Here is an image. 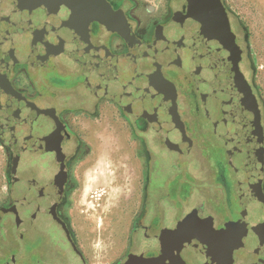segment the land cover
<instances>
[{
  "label": "flooded vegetation",
  "instance_id": "1",
  "mask_svg": "<svg viewBox=\"0 0 264 264\" xmlns=\"http://www.w3.org/2000/svg\"><path fill=\"white\" fill-rule=\"evenodd\" d=\"M104 4L92 3L100 16L85 22L80 11L37 17V5L0 0V216H13L17 242L8 245L9 225L0 223V264H143L160 254L162 232L180 231L187 217L195 228L209 220L219 248L247 261L263 254L264 99L229 1ZM204 27L229 81L215 84L210 100L189 70ZM107 112L134 142L140 194L124 247L96 262L77 241L72 215L76 170L92 150L84 123ZM29 161L34 175L12 180L13 168ZM203 186L216 191L214 212Z\"/></svg>",
  "mask_w": 264,
  "mask_h": 264
},
{
  "label": "rangeland",
  "instance_id": "2",
  "mask_svg": "<svg viewBox=\"0 0 264 264\" xmlns=\"http://www.w3.org/2000/svg\"><path fill=\"white\" fill-rule=\"evenodd\" d=\"M234 14L236 31L244 37L251 67V75L255 88L264 99V0H228ZM89 132L92 150L89 156L80 163L76 170L78 188L72 215V225L77 241L91 261L106 262L117 255L125 245L128 229L138 205L140 194V166L135 154L134 142L124 123L117 118H111L109 112L99 121L84 123ZM105 154V155H104ZM102 157L110 165L116 166L114 178L117 197L107 202L102 195L108 190L102 186ZM101 162V163H100ZM4 165L5 156L0 150V202L4 199ZM35 162H24L13 168L12 180L15 181L34 175ZM88 179L90 191L89 202H81L80 196ZM205 209L214 212L212 203L216 191L203 186ZM101 195V196H100ZM208 199V201H206ZM219 219V217H218ZM12 215L0 216V223H11ZM9 225L6 230L8 245L16 246L15 233ZM46 230L52 235V241H57L53 228ZM13 239V240H12Z\"/></svg>",
  "mask_w": 264,
  "mask_h": 264
},
{
  "label": "water",
  "instance_id": "3",
  "mask_svg": "<svg viewBox=\"0 0 264 264\" xmlns=\"http://www.w3.org/2000/svg\"><path fill=\"white\" fill-rule=\"evenodd\" d=\"M18 1V0H16ZM37 5L31 10L30 15L41 16L42 12L47 15L58 16L68 19L72 11L83 12L82 20L87 22L90 19H98L96 15L99 9L92 6V3H100L104 7V0H24ZM105 8V7H104ZM16 9H14V12ZM218 14L223 17L222 8L218 9ZM223 26L225 21L223 17ZM219 27V23H218ZM205 35L201 44L194 49L190 60V71L195 80L202 82V93L204 100H210L213 96L214 85L222 89L223 86L229 87V81L222 78V64L217 60L220 54L212 32L204 27ZM228 33V29H226ZM230 35V47L235 51L232 65L236 67L239 49L232 44L233 35ZM228 84V85H227ZM211 222L203 220L197 223V228L190 218L183 221L182 229L178 232H162L164 244L160 254L154 258L146 260L143 264H264V253L247 261L244 257L234 254L230 250L219 248L211 243L208 233L211 230ZM169 243V244H168ZM133 264V262H132Z\"/></svg>",
  "mask_w": 264,
  "mask_h": 264
},
{
  "label": "bare ground",
  "instance_id": "4",
  "mask_svg": "<svg viewBox=\"0 0 264 264\" xmlns=\"http://www.w3.org/2000/svg\"><path fill=\"white\" fill-rule=\"evenodd\" d=\"M101 159H102V165L100 164L99 167H100L102 174L99 180L101 181L102 186L105 187L106 190H108L107 192H105L104 195H102V199L109 202L110 200H112L113 197L118 196V192L115 190L116 178H114V175L116 173V168H115L116 166L110 165L106 161L107 159H105V157H102ZM90 184L91 182L88 179H86V182L83 187V192L79 199L81 202L86 203V204L89 202L88 194H89L90 187H91Z\"/></svg>",
  "mask_w": 264,
  "mask_h": 264
}]
</instances>
